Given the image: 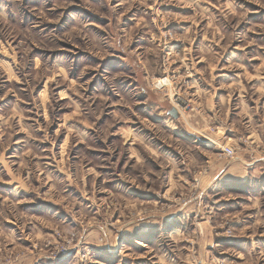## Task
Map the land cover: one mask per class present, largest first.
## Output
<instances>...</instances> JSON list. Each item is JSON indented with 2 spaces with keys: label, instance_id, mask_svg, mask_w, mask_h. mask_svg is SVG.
<instances>
[{
  "label": "rangeland",
  "instance_id": "rangeland-1",
  "mask_svg": "<svg viewBox=\"0 0 264 264\" xmlns=\"http://www.w3.org/2000/svg\"><path fill=\"white\" fill-rule=\"evenodd\" d=\"M249 157L264 0H0V264H264Z\"/></svg>",
  "mask_w": 264,
  "mask_h": 264
},
{
  "label": "crops",
  "instance_id": "crops-1",
  "mask_svg": "<svg viewBox=\"0 0 264 264\" xmlns=\"http://www.w3.org/2000/svg\"><path fill=\"white\" fill-rule=\"evenodd\" d=\"M217 121L219 120L217 119ZM217 123L219 125H222L221 122ZM205 131L206 128H203V130H199V137L205 138L206 141L208 140L210 142V146H213L212 140L207 138L208 134H206ZM259 162L260 159H251L249 157L248 159H237L226 164H220L213 171V175L210 177L207 184H209V188H211L212 190L218 185L232 186L235 190L238 189V185L243 187H250L253 182L256 185L257 181L260 182L261 179L264 180V172L260 170L261 167L259 166ZM258 175H261L260 178L257 177ZM243 192L246 191H240L236 194L239 195Z\"/></svg>",
  "mask_w": 264,
  "mask_h": 264
},
{
  "label": "built area",
  "instance_id": "built-area-1",
  "mask_svg": "<svg viewBox=\"0 0 264 264\" xmlns=\"http://www.w3.org/2000/svg\"><path fill=\"white\" fill-rule=\"evenodd\" d=\"M221 154L225 157L231 158L233 156V151L230 148L221 149Z\"/></svg>",
  "mask_w": 264,
  "mask_h": 264
},
{
  "label": "water",
  "instance_id": "water-1",
  "mask_svg": "<svg viewBox=\"0 0 264 264\" xmlns=\"http://www.w3.org/2000/svg\"><path fill=\"white\" fill-rule=\"evenodd\" d=\"M167 114L172 117L173 119H177V113H176V110L174 108H171Z\"/></svg>",
  "mask_w": 264,
  "mask_h": 264
}]
</instances>
